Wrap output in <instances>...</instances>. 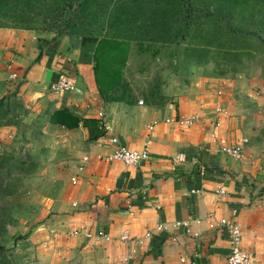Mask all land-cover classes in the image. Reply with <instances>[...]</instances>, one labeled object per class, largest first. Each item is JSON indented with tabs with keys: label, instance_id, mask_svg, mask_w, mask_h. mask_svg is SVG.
Returning a JSON list of instances; mask_svg holds the SVG:
<instances>
[{
	"label": "crops",
	"instance_id": "obj_1",
	"mask_svg": "<svg viewBox=\"0 0 264 264\" xmlns=\"http://www.w3.org/2000/svg\"><path fill=\"white\" fill-rule=\"evenodd\" d=\"M104 40L108 39L100 38L92 51H117L115 40ZM79 43L76 36L42 28L0 27V120L9 115L7 99L16 92L27 107H64L78 119L97 121L101 113L106 125L95 140L87 139L80 121L72 127L56 126L63 132L68 160L63 168L50 164L60 170L46 174L28 198L34 209L25 240L42 264H181V255L194 264H227L226 229L208 226L220 218L239 224L242 249L253 264H264V209L254 205L257 200L264 204V159L253 156L246 146L244 155L252 156L251 161H236L216 151L208 127L218 96L103 97L92 65L77 60ZM59 73L68 75L75 88L53 95L48 84ZM192 114H200L204 122L191 127L165 122ZM226 114L216 130L232 141L234 117ZM109 138L129 149L145 147L148 156L129 166L102 160L99 156L113 148ZM83 155L87 160L77 172ZM183 220L190 221V233L182 226L172 227ZM158 224L163 227L159 232ZM73 229L88 231L90 237L70 235ZM99 230L108 238L92 236ZM147 231L150 236L144 237ZM123 233L128 239H120ZM34 240L41 242L34 246Z\"/></svg>",
	"mask_w": 264,
	"mask_h": 264
},
{
	"label": "rangeland",
	"instance_id": "obj_2",
	"mask_svg": "<svg viewBox=\"0 0 264 264\" xmlns=\"http://www.w3.org/2000/svg\"><path fill=\"white\" fill-rule=\"evenodd\" d=\"M82 1L9 0L1 23L11 27L42 28L76 36L79 40L82 35L93 36L96 41L105 38L108 40L103 42L107 43L115 40L118 46L123 45L126 54L123 61L110 63L117 67L118 73L109 71L106 78L97 75V87L103 97L136 99L146 95L155 99L160 96L173 98V93H180L212 98L216 94L214 103L223 108L224 115L230 113L234 117L229 135L243 136L250 153L264 159V29L256 30L263 25L264 11L250 8V0L247 4H240L241 0H205L209 7L206 11L212 10L211 5H214L219 6L220 12L204 19L207 15L205 1L185 0L198 11L188 19L187 29L176 32L172 26L170 32L162 31L158 36L152 27L144 25L146 18L137 16L132 10L126 17H122L124 11L112 22L106 20L107 10L125 0H86L84 4ZM1 5H4L2 0L0 8ZM225 6L231 7L230 12L223 11ZM234 28L246 31L250 41L246 44L238 41L247 47L239 55L224 51L237 40ZM94 45H83L77 53V60L90 63L92 69ZM201 45L207 46L208 57L206 62L197 63V55H193L190 48ZM12 95L7 99L8 119L0 120V158L5 161L3 172L6 175L9 172L13 183H17V190L13 194H0V205L5 206L6 215L0 256L11 264H42L39 253L25 240L29 234V215L34 209L28 198L33 189L39 188L38 184L46 174L60 170L48 167L50 164L63 168L68 160L70 153H66L62 144L63 132L56 126L67 127L77 115L64 107L58 110L51 106L45 110L38 106L27 107L16 92ZM62 109L63 114L59 116ZM29 114L30 118H26ZM47 124L50 125L46 130ZM6 125L14 127L11 131L1 129ZM8 133L10 136H6ZM249 158L253 160L252 156ZM20 164H23L22 169L16 171ZM27 166L31 170L26 169ZM40 242L34 240L32 244L35 246Z\"/></svg>",
	"mask_w": 264,
	"mask_h": 264
},
{
	"label": "trees",
	"instance_id": "obj_3",
	"mask_svg": "<svg viewBox=\"0 0 264 264\" xmlns=\"http://www.w3.org/2000/svg\"><path fill=\"white\" fill-rule=\"evenodd\" d=\"M2 1H4V5H1L2 8H0V27H11V26L1 23V21L5 19L4 14H6L7 12V7L9 3V0H2ZM204 1L205 0H202V2ZM221 1L224 2L225 0H221ZM241 1L243 2H240V4L241 3L247 4V0H241ZM82 2L84 4L86 0H83ZM187 2L190 5H188ZM211 3L213 4V2ZM204 5H205L204 12L207 13L204 19L210 18L211 16H215L220 12L219 6L215 7L214 5H211L212 10L206 11V9L209 8L208 3L205 1ZM249 7L257 8L258 11H264V0H250ZM131 10L137 16L145 17L146 23H144V25L145 26L148 25L149 28L152 27V29L156 32L158 36H159V33L162 31L170 32L172 26L175 27L173 29L176 32L177 30H180V29H187V27L190 24L188 19L198 12L196 8L191 6V3L189 1H185V0H125L121 4L113 5L111 9L107 10L106 20L109 19L112 22L113 19L115 20L116 18H118V16H120L118 14H123L124 11L125 13L122 15V17H125L126 14H130ZM230 10H231L230 6H225L223 11L228 13L230 12ZM110 11H112L111 14H110ZM182 22H184V24ZM262 23H263L262 27L260 26L258 29H256L257 31L264 29V22ZM17 28H31V27H17ZM228 28L230 30L232 29L230 25H228ZM234 30L237 33V40L232 41V44L230 45V47L228 49H224V51L226 52L232 51L233 55H239L241 54L240 52L246 51L247 47L246 45L241 46L238 43V41L242 40L239 42H242L245 44L249 43L250 41L247 40L249 36L245 33L246 31L242 29H238V28L237 29L234 28ZM89 36L82 35L80 37V40H79L80 47H83V45H86L88 43H95L96 45L97 41L95 37L93 36L89 37ZM114 44H115L114 47H116L115 50L121 49L122 46H118L117 43H113V45ZM190 51L192 52L193 55L194 54L197 55L196 57L198 59L195 60V62L202 63V62L207 61V57H208L206 53V51H208L207 46L205 47L204 45H201L197 47H191ZM203 53L204 54L206 53V55L204 56ZM92 54H94L93 72H94L95 80L98 83L97 75L98 76L104 75V77L106 78L109 71L115 72L116 74L117 67L113 65L118 61L119 62L123 61L126 51H92ZM111 61H114L113 65L110 64ZM114 75H113V78H114ZM63 111L64 109L59 111L58 113L59 116L63 114ZM78 121H80L81 125L86 129L88 140H95L98 137L103 135V128L99 124V121H97L96 119L92 117H82L79 119L76 118L67 127L76 126ZM4 163L5 161L2 158H0V194H13L17 190V183L16 182L13 183V179L9 177V172L7 175H6V172H3ZM21 166H23V164L18 165L16 171L21 170L22 169ZM30 168L31 167L29 166L26 167V169L28 170ZM5 216H6L5 206L0 205V240L6 230V227H5L6 223H4ZM0 264H11V262L7 260L5 257L0 256Z\"/></svg>",
	"mask_w": 264,
	"mask_h": 264
},
{
	"label": "built area",
	"instance_id": "obj_4",
	"mask_svg": "<svg viewBox=\"0 0 264 264\" xmlns=\"http://www.w3.org/2000/svg\"><path fill=\"white\" fill-rule=\"evenodd\" d=\"M10 77H14V74H11ZM75 88L74 81L68 77L65 73H59L55 80L51 81L48 84V90L53 95H62L66 92L72 91ZM218 94V92H217ZM137 103H141L139 100ZM212 120L209 121V136L212 140L213 146L216 149V151L221 152L228 156L229 158L236 160V161H245L250 160V158H246L244 155V146L246 143V139L243 136H237L234 140L230 141L226 138L219 136L217 133L216 128L219 127L220 124V117L225 114V111L223 108L219 107L218 105L213 108L212 113ZM99 124L105 128V122L102 120V115L99 113ZM206 119V118H205ZM173 122L177 123L184 127H191L198 123L204 122V117H202L200 114H192L189 116H182L178 119H171V120H165V122ZM152 126H149L151 128ZM108 142L113 145L112 150L109 153H105L102 156H99L100 159L105 161H119L125 166L129 165H137L142 160L146 159L148 156L147 148L142 149H129L124 146H121L117 144V141L115 138H109ZM209 148V147H208ZM208 148H204V150H208ZM87 160V156L83 155L81 157V164L76 167V171L79 172L82 170L83 162ZM71 183L76 182V177L71 176L70 177ZM219 194H223V190H218ZM254 205L256 207H259L261 209H264V204L261 203L259 200L254 202ZM196 223H199V219L194 220ZM190 221L183 220L180 222H174L172 224L173 228H177L179 226H182L185 233H190L189 229ZM223 226L226 229L227 232V243L229 252L226 256V262L227 264H253L251 261L250 255L244 251L241 247V228L239 224L235 220H227L224 218L218 219V221L212 223L208 222V226ZM163 230L162 225H156L155 231L159 232ZM83 234L86 237H90V233L88 231L81 229H73L69 232L70 235L75 234ZM194 236L197 235V233H193ZM92 236L104 238L107 239L108 235L103 233L102 231L95 232ZM150 232L147 231L144 233V237H149ZM121 240L128 239V235L126 233H123L120 237ZM179 262L181 264H194V260L187 259L184 255L179 256Z\"/></svg>",
	"mask_w": 264,
	"mask_h": 264
}]
</instances>
